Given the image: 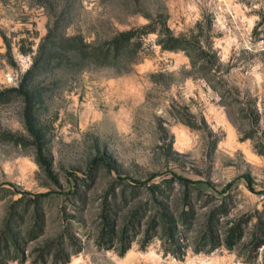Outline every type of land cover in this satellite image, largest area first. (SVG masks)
<instances>
[{"label":"rangeland","instance_id":"obj_1","mask_svg":"<svg viewBox=\"0 0 264 264\" xmlns=\"http://www.w3.org/2000/svg\"><path fill=\"white\" fill-rule=\"evenodd\" d=\"M146 23L117 60L31 81L52 174L32 142L0 137V230L21 191L42 193L15 227L28 258L7 264L67 232L82 248L63 264H264V0H0V89L18 85L49 28L102 41ZM24 109L21 95L0 101V130L32 139ZM213 210L220 237L241 221L232 247L204 241ZM33 211L42 232L25 241Z\"/></svg>","mask_w":264,"mask_h":264},{"label":"trees","instance_id":"obj_2","mask_svg":"<svg viewBox=\"0 0 264 264\" xmlns=\"http://www.w3.org/2000/svg\"><path fill=\"white\" fill-rule=\"evenodd\" d=\"M150 23L135 28H128L118 31L113 36L102 41L86 40L76 34H65L56 32L49 28L43 40L38 44L36 53L32 57L31 65L23 73L18 85L8 86L0 89V101H8L14 95H21L25 102L24 123L26 130L32 139H26L15 132L0 130V137L18 144L26 145L32 142L36 146L35 160L43 169L46 175L52 174L51 162L43 152V133L37 125L36 117L33 115V107L37 100H42L41 93L37 87L31 85L33 78L39 73L55 68L81 69L88 63L107 64L117 60L123 53L129 50L132 40L154 30ZM1 31V30H0ZM180 38L168 35L165 46L174 48L180 46ZM25 51V49H21ZM181 178V176H178ZM188 183V179L181 178ZM139 184L141 181L136 180ZM149 187L154 191H162L161 184L157 182L149 183ZM21 194L13 199L6 211L3 226L0 230V264H7V259H17L25 261L28 254L21 243L22 238L15 231L24 216L31 210L32 206L41 198V192L29 193L21 191ZM102 227L99 233L98 243L110 247L114 240V230L112 223V212L106 209L102 213ZM218 213L213 210L209 215L208 229L204 236V241H209L210 247L224 244L232 247L242 236L243 227L240 220H233L225 228L224 236L220 237L214 231L217 229ZM34 221L26 231L25 241L33 240L42 232L43 221L38 211L32 212ZM192 214L185 213L183 221L190 220ZM66 236V237H65ZM60 234L59 237L49 240L37 249L36 256L30 264H58L66 263L72 253L81 250V243H76L72 239L71 233ZM264 238V231L257 240L255 247H258ZM73 246L68 249L66 246ZM129 246V241L122 243L119 250L123 253ZM13 249V251H12Z\"/></svg>","mask_w":264,"mask_h":264},{"label":"built area","instance_id":"obj_3","mask_svg":"<svg viewBox=\"0 0 264 264\" xmlns=\"http://www.w3.org/2000/svg\"><path fill=\"white\" fill-rule=\"evenodd\" d=\"M172 264H192L190 261H176Z\"/></svg>","mask_w":264,"mask_h":264}]
</instances>
